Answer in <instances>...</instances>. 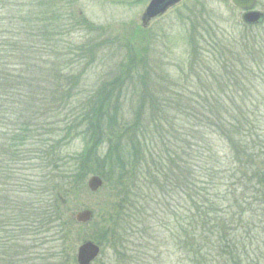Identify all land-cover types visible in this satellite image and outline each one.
<instances>
[{
    "label": "trees",
    "instance_id": "obj_1",
    "mask_svg": "<svg viewBox=\"0 0 264 264\" xmlns=\"http://www.w3.org/2000/svg\"><path fill=\"white\" fill-rule=\"evenodd\" d=\"M74 23L69 0H0V264H77L68 196L90 175L115 198L98 260L120 232L124 264H264V21L198 27L188 69L129 120L135 62L81 90L96 47Z\"/></svg>",
    "mask_w": 264,
    "mask_h": 264
},
{
    "label": "rangeland",
    "instance_id": "obj_2",
    "mask_svg": "<svg viewBox=\"0 0 264 264\" xmlns=\"http://www.w3.org/2000/svg\"><path fill=\"white\" fill-rule=\"evenodd\" d=\"M147 2L69 0L70 11L76 22L69 32L72 40L96 47L94 52L88 51L84 55L87 59L82 66L81 90L98 89L103 82H115L126 74L127 64L130 63L127 62L128 57L135 62L133 67L137 72L128 90L119 83L116 86L123 89V95L126 96V120L132 119L130 108L141 104L140 91L148 89L152 91L150 94L160 93L159 90L167 92L176 83L178 73L188 69L186 55L192 52L191 41L197 42V37L202 36L198 27L208 22L219 33L217 37L224 41L242 40L249 36L243 28V13L232 8L230 0H186L144 28L141 18ZM257 10L264 12V0H259ZM195 27L197 31L191 32ZM147 103L146 100L145 105H149ZM84 147L85 143L76 140L71 146V153L81 152ZM91 176L86 179V188L68 196L70 207L69 212H66L74 222L75 214L85 210L98 216L97 221L90 225L75 222L77 250L87 241L94 242L106 237L111 206L115 200L112 186H106L105 183L97 192L88 191L87 182ZM118 242L120 250L118 244L108 247L103 243L102 259H96L92 264H124L117 254L121 256L129 249L125 250L120 232ZM169 259L170 263L177 264L175 255Z\"/></svg>",
    "mask_w": 264,
    "mask_h": 264
},
{
    "label": "water",
    "instance_id": "obj_3",
    "mask_svg": "<svg viewBox=\"0 0 264 264\" xmlns=\"http://www.w3.org/2000/svg\"><path fill=\"white\" fill-rule=\"evenodd\" d=\"M233 4L247 13L243 16V21L247 25H256L264 20V14L258 11H253L256 6L257 0H232ZM173 4V0H154V2L148 7L146 16L154 17L160 12L166 10V8ZM103 186V181L98 176L91 177L87 182V187L90 192L94 193L99 191ZM92 218V213L89 210L76 213L75 220L81 224H87ZM100 254V248L93 242L88 241L82 244L77 253L78 264H92Z\"/></svg>",
    "mask_w": 264,
    "mask_h": 264
},
{
    "label": "flooded vegetation",
    "instance_id": "obj_4",
    "mask_svg": "<svg viewBox=\"0 0 264 264\" xmlns=\"http://www.w3.org/2000/svg\"><path fill=\"white\" fill-rule=\"evenodd\" d=\"M123 1H126V0H123ZM129 1V0H128ZM145 2L146 0H132V2L133 3H141V2ZM171 1V0H170ZM184 1H186V0H173V6H171V7H169L167 10H165V11H163V12H160L157 16H154V18L152 17V18H150V17H147L146 16V11H147V8L149 7V5L150 4H152L153 2H154V0H148V2H147V4H146V6H145V10L143 11V13H142V18H141V22H142V25L144 26V28H145V26L146 27H148L149 26V24L153 21V20H155V19H157V18H159V17H162V16H164L168 11H169V9H171V8H174V7H176L177 5H180V4H182ZM258 2H259V0H258ZM230 3H231V0H230ZM231 5H232V3H231ZM232 8H235L233 5H232ZM236 9V8H235ZM243 15H244V12H243Z\"/></svg>",
    "mask_w": 264,
    "mask_h": 264
}]
</instances>
